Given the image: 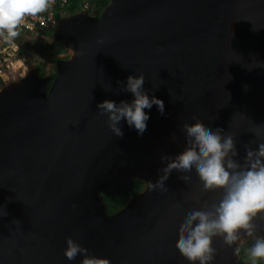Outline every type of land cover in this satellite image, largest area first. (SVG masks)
Returning a JSON list of instances; mask_svg holds the SVG:
<instances>
[{"label": "water", "instance_id": "obj_1", "mask_svg": "<svg viewBox=\"0 0 264 264\" xmlns=\"http://www.w3.org/2000/svg\"><path fill=\"white\" fill-rule=\"evenodd\" d=\"M50 36L68 57L49 89L38 68L0 89V264H81L64 256L66 238L108 264H187L180 226L220 193L195 174L149 182L161 156L183 150L194 118L232 135L237 159L264 142V0H109L98 17L62 18ZM139 73L163 114L146 109L139 135L121 120L116 136L96 105L130 101L119 88ZM132 179L142 191L109 215L102 194ZM253 223L264 236V217ZM212 246V264H239L237 245Z\"/></svg>", "mask_w": 264, "mask_h": 264}, {"label": "clouds", "instance_id": "obj_2", "mask_svg": "<svg viewBox=\"0 0 264 264\" xmlns=\"http://www.w3.org/2000/svg\"><path fill=\"white\" fill-rule=\"evenodd\" d=\"M45 7V0H0V30L10 37L16 36L15 29L24 17L34 16ZM144 80L143 73L126 77L119 91L130 93V101L104 99L97 103V110L106 116L112 134L122 135L121 120L138 135L142 134L149 119L145 110L154 105L163 114V101L155 95L149 96L143 88ZM182 131L185 147L174 158L161 156L167 163L158 170L155 185L149 182V188H164V181L174 171L185 184L195 174L203 191L220 195L214 202L201 204L186 215L180 226L177 251L187 264H212L215 238H221L228 247L237 245L234 252L238 253V245L244 243L243 237H248L252 239L247 249L250 264H264V236L256 234L257 225L253 223L258 215L264 217V142L255 149L245 147L244 156L237 159L234 137L224 134L222 128L206 127L194 118L193 123L182 125ZM77 255L82 257L81 264H108L107 260L88 256L86 249L66 238L64 256L72 261Z\"/></svg>", "mask_w": 264, "mask_h": 264}, {"label": "built area", "instance_id": "obj_3", "mask_svg": "<svg viewBox=\"0 0 264 264\" xmlns=\"http://www.w3.org/2000/svg\"><path fill=\"white\" fill-rule=\"evenodd\" d=\"M70 2L88 11V0H45L46 7L34 16H25L15 31L23 40L45 46V39L51 35L62 18L70 16ZM16 37V36H15ZM19 60V44L6 31L0 30V85H7L9 76L16 73L13 63Z\"/></svg>", "mask_w": 264, "mask_h": 264}, {"label": "trees", "instance_id": "obj_4", "mask_svg": "<svg viewBox=\"0 0 264 264\" xmlns=\"http://www.w3.org/2000/svg\"><path fill=\"white\" fill-rule=\"evenodd\" d=\"M109 0H88V14L93 17H98L100 13L105 9V7L108 5ZM70 15H75L79 13L81 10L79 9V6L76 5L73 2H70L68 9ZM15 40L19 44V57L24 58L28 57L30 58L31 53H40L42 55V51L44 49H49L48 46H42L41 44L37 43V46L33 42L25 41L20 37L19 35L14 36ZM65 51V50H64ZM52 55V54H51ZM43 57H45L43 55ZM55 59L52 56H47L46 62L36 63L34 68L39 69V73L41 76L44 75V69L46 66H52V69L54 70V62ZM56 72H50L48 74V77L50 78V81L47 85V89H49L52 80L55 77ZM3 87V84L0 85V88ZM143 189V184L137 181L136 179H132L129 181L122 182L118 186L112 188L111 190L105 192L102 194L103 196V203L106 206L107 213L109 215L114 214L118 210L124 207V205L127 203V201L134 195L141 192ZM252 240L248 241L247 243H244L240 245L239 247V264H246L244 261L248 258L247 256V249L251 246Z\"/></svg>", "mask_w": 264, "mask_h": 264}, {"label": "rangeland", "instance_id": "obj_5", "mask_svg": "<svg viewBox=\"0 0 264 264\" xmlns=\"http://www.w3.org/2000/svg\"><path fill=\"white\" fill-rule=\"evenodd\" d=\"M33 43H35L37 46L36 42H33ZM45 46H48L50 50L44 49L42 51V55L40 53L38 54L31 53L30 58L28 57L20 58L19 57V60L16 61V63L15 62L13 63L16 73H13L11 76H9V80L6 84L16 82L20 78L24 77L29 70L35 67L36 63H41V64L45 63L47 56L54 57L55 59L54 62H56L58 59H65L66 57H68V53L67 51H64L63 45L61 43H54L50 35H48L47 38L45 39ZM43 55L45 57H43ZM53 66L55 68V63ZM54 71L55 69L53 70L52 66L50 67L46 66V68L44 69V75H45L44 77L48 76L50 72H54ZM244 262L246 264H250L249 258H247ZM258 264H260V262H258Z\"/></svg>", "mask_w": 264, "mask_h": 264}]
</instances>
